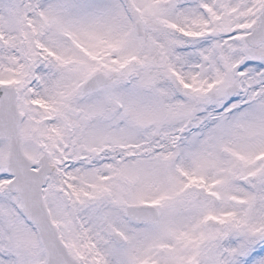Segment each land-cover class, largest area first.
Returning a JSON list of instances; mask_svg holds the SVG:
<instances>
[{"label":"snow or ice","instance_id":"obj_1","mask_svg":"<svg viewBox=\"0 0 264 264\" xmlns=\"http://www.w3.org/2000/svg\"><path fill=\"white\" fill-rule=\"evenodd\" d=\"M0 264H264V0H0Z\"/></svg>","mask_w":264,"mask_h":264}]
</instances>
